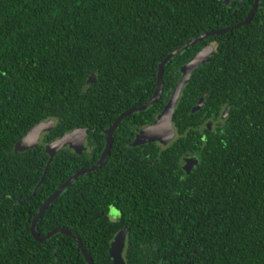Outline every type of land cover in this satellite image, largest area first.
<instances>
[{
    "label": "trees",
    "instance_id": "obj_1",
    "mask_svg": "<svg viewBox=\"0 0 264 264\" xmlns=\"http://www.w3.org/2000/svg\"><path fill=\"white\" fill-rule=\"evenodd\" d=\"M254 1L0 0V264H87L63 232L33 238L40 206L98 160L120 113L153 95L168 53L240 23ZM205 45L209 59L175 105L174 138L132 145ZM162 81L158 100L115 128L105 163L45 208L37 234L69 229L94 264H112L109 245L121 230L125 264H264V0L246 24L172 56ZM46 120L53 127L35 147L15 149ZM73 128L86 130L87 150L61 148L44 174L46 143ZM185 155L197 159L189 172Z\"/></svg>",
    "mask_w": 264,
    "mask_h": 264
},
{
    "label": "water",
    "instance_id": "obj_2",
    "mask_svg": "<svg viewBox=\"0 0 264 264\" xmlns=\"http://www.w3.org/2000/svg\"><path fill=\"white\" fill-rule=\"evenodd\" d=\"M258 0H255L250 11L248 12L247 16L241 21L240 23L232 26L227 27L219 30H210L208 32H203L200 35H197L196 37L190 39L188 42L182 44L177 49H174L170 53H168L162 61L158 64V70L156 75V89L153 93V95L145 101L143 104L131 107L124 112L120 113L112 122V124L104 131L106 134L105 138V145L104 148L98 158V160L89 167H82L76 171L72 175H70L40 206L37 214L34 216V218L31 221L30 225V232L33 238L38 241L42 242L46 238L50 237L55 232H63L69 236H71L76 244L77 248L81 251L85 261L87 264H94L91 257L89 256L87 250L83 247L82 242L79 238L72 235L69 229L65 227H56L52 231L48 232L46 235L40 236L37 234L35 230V224L39 216L42 214V212L45 210V208L60 194V192L69 186V184L77 178L79 175H82L86 172L93 171L99 167H101L109 154L110 146L112 143V136L115 131V128L118 126L120 121L125 118L126 116L130 115L134 111L142 110L145 107H147L149 104L154 103L158 100L160 97L161 91H162V73H163V67L165 63L174 55L179 53L182 49H186L189 45L194 44L195 42L206 38L208 36L218 34L221 32H225L227 30L232 29L233 27H238L241 25L246 24L250 18L252 17L256 4ZM212 52V48L209 45H205L200 50L195 52L190 59L181 67V76L176 83L175 87L172 90V93L170 94V97L163 107L162 111L157 115L156 119L149 125L141 128L138 133L135 135L134 140L132 142V145H140L147 142H159L162 145H166L169 143L175 136L174 128L172 126V116L174 113V108L177 103V100L179 98L181 89L183 85L189 80L190 75L193 71H195L201 64L205 63L209 59V55ZM203 105V99H200L198 104L193 107V111H196L200 109ZM226 111L223 112L222 118H224ZM206 126L208 129H211L212 121H208L206 123ZM53 127V121L52 120H46V121H40L33 125L26 133L21 136L18 141L15 143V149L19 151H23L29 148L35 147L39 142L41 135L48 132ZM84 132L86 136V130L84 128H73L70 131L64 132L60 134L58 137L50 140L45 145V151L49 155L48 161L46 163V166L44 168V174L48 168V165L50 161L53 159V156L63 147L69 146L75 149V151H78L81 147L78 145L76 146V141L80 144L82 143V139L79 137L80 132ZM77 139V140H76ZM74 151V152H75ZM77 153V152H76ZM81 153V152H80ZM197 162V159L195 156H191L186 158L184 160V164L182 167L186 172H189L190 169L195 165ZM125 239H126V231L121 230L115 234L113 239L110 242L109 245V256L112 260V264H125L124 258H123V249L125 246Z\"/></svg>",
    "mask_w": 264,
    "mask_h": 264
},
{
    "label": "rangeland",
    "instance_id": "obj_3",
    "mask_svg": "<svg viewBox=\"0 0 264 264\" xmlns=\"http://www.w3.org/2000/svg\"><path fill=\"white\" fill-rule=\"evenodd\" d=\"M81 139H82V143L80 144L79 142H77L76 141V146L78 145L79 147H81L80 149H78V151H75V149L74 148H72V147H69V146H66V147H68L69 149H71V150H73V151H75V152H77V153H82L83 151H86L87 150V144H86V136H85V133L84 132H80V136H79Z\"/></svg>",
    "mask_w": 264,
    "mask_h": 264
},
{
    "label": "flooded vegetation",
    "instance_id": "obj_4",
    "mask_svg": "<svg viewBox=\"0 0 264 264\" xmlns=\"http://www.w3.org/2000/svg\"><path fill=\"white\" fill-rule=\"evenodd\" d=\"M155 142H157V141H155ZM171 142V141H170ZM157 143H159V142H157ZM160 144V143H159ZM168 144V143H167ZM166 144V145H167ZM162 145V144H161ZM163 146H165V145H163ZM192 155H185V156H182L181 157V166L184 164V160H186V158H188V157H191Z\"/></svg>",
    "mask_w": 264,
    "mask_h": 264
}]
</instances>
